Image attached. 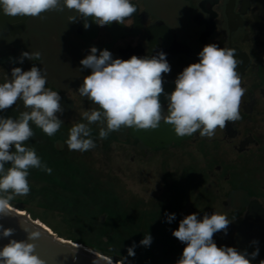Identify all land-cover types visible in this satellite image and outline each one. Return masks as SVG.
<instances>
[{
  "label": "flooded vegetation",
  "instance_id": "flooded-vegetation-1",
  "mask_svg": "<svg viewBox=\"0 0 264 264\" xmlns=\"http://www.w3.org/2000/svg\"><path fill=\"white\" fill-rule=\"evenodd\" d=\"M132 2L137 5V13L133 14V21L127 22L131 26L113 22L100 27L88 18L90 27L85 29L83 19L69 22V16L79 17L67 8L63 12L48 11L35 18L0 13V79L10 78L13 67L27 71L35 64L46 73V87L60 93L66 114L76 104L68 92H73L78 99L88 100L77 90L83 78L91 74V69L83 68L80 61L90 54L93 46L98 49L97 55L107 49L114 59L124 60L132 55L153 56L163 51L171 66V72L164 74L165 93L175 89V79L185 67L199 62L198 53L205 45L215 43L219 47L235 48L236 58L242 61L237 71L242 87L247 89L240 107L242 119L228 122L225 129L217 128L211 139L202 138L199 132L177 137L172 126L163 121L157 129L139 130L138 134L122 127L110 133L114 144L123 145L118 168L127 175L134 166H147L154 175L160 174L163 183L156 197L144 199L133 194L113 173L106 175V182L109 189L116 191L112 196L124 203L128 219H133L130 214L144 206L155 213L156 221H152L159 225L148 223L151 235L169 239L168 243L159 244L157 264H176L181 257L185 245L172 232L185 216L196 213L202 219L205 213L214 212L232 220L227 234H214L217 246L235 247L249 254L258 247L259 254L252 264H260L264 260V0ZM44 19L59 24V32L51 33L49 39L65 50L64 59L72 65L76 80L61 83L57 77L48 75L41 52V60L25 58V62H18L21 53L28 51L34 24ZM24 63L26 68L21 66ZM160 100L166 111L167 99L161 95ZM65 114L62 117H66ZM66 139L61 137L56 143L64 145ZM153 143L164 144L152 146ZM166 213L175 214L171 223L167 222ZM103 216L105 220L107 213L99 216L101 222H104ZM128 219L124 236L130 239L134 223ZM109 252L125 258L117 252ZM120 260L117 257V261ZM126 261L147 264L131 257H126L123 264H129Z\"/></svg>",
  "mask_w": 264,
  "mask_h": 264
},
{
  "label": "clouds",
  "instance_id": "clouds-1",
  "mask_svg": "<svg viewBox=\"0 0 264 264\" xmlns=\"http://www.w3.org/2000/svg\"><path fill=\"white\" fill-rule=\"evenodd\" d=\"M65 8L75 11L79 17L69 16V22L83 19L85 29L90 27L88 18L100 27L113 22L131 26L127 22L133 21V14L137 13V5L132 0H0V13L9 17L35 18L48 11L63 12ZM97 52L93 46L90 54L81 59L80 64L91 69V74L83 78L77 91L99 110L84 111L82 120L86 123L72 124L65 141L69 151L83 153L96 147L92 124L100 125L98 135L101 140L122 127L155 130L161 121L171 125L177 137L199 132L202 138L211 139L217 128L225 129L228 122L242 119L240 107L247 89L242 87L237 71L242 61L236 58L235 48L219 47L215 43L205 45L198 53L199 62L189 64L178 74L171 93H165L163 87L164 74L171 72L163 51L153 56L132 55L127 60L114 59L107 49L100 50L99 55ZM25 58L41 60V53L24 51L18 62L23 63ZM46 84V73L35 64L27 71L13 67L10 78L6 76L0 83V112L12 108L18 100L27 109L19 113L18 118L0 116V218L17 215L11 202L30 193V169L52 172L35 148L27 146L34 136L33 124L49 137L64 124L58 116L65 110L62 97ZM161 95L168 102L166 111ZM165 215L168 223L175 219L174 213ZM26 219L38 227L39 221ZM230 223L232 220L226 215L216 212L205 213L202 219L196 213L185 216L172 232L185 245L176 264H252L259 254L258 247L249 254L235 247H218L214 242V234H227ZM21 227L26 239L17 240L12 238L14 228L0 224V239H8V243L0 248V264H46L34 243L41 232ZM151 242V235L146 233L139 243L147 247ZM252 243L258 244L257 241ZM136 246L133 243L128 247V256H135ZM93 264H97V260ZM260 264H264V260Z\"/></svg>",
  "mask_w": 264,
  "mask_h": 264
},
{
  "label": "rangeland",
  "instance_id": "rangeland-1",
  "mask_svg": "<svg viewBox=\"0 0 264 264\" xmlns=\"http://www.w3.org/2000/svg\"><path fill=\"white\" fill-rule=\"evenodd\" d=\"M50 22L52 21L49 20L48 23L47 19H44V21L42 20L41 23L34 24V29L32 30V35L29 39L28 51L33 52L36 50L41 52L44 56L46 72L50 76L57 77L61 83H63L65 80H76L77 77L71 69L72 65H69L64 59V55L66 53L65 50L61 48L58 43L52 42V40L49 39L51 33L57 34L59 32V24ZM21 66L23 68L27 67L25 63L21 64ZM4 80L5 79H0V83H3ZM67 95L75 99L76 104L72 111L68 113L66 112V114L63 113L62 115L58 114L60 119L63 120L64 118L65 120H63L64 124L62 125L61 129L54 136H52L53 139H55L56 137H68L69 129L73 123H86V121L82 120V113L84 111H90L92 109L99 110L98 107L94 106V104L90 101L78 99V97H76L71 91L68 92ZM26 110L27 109H25L23 106V102L18 100L12 108L0 112V116H11L13 118H18L19 113ZM64 114L66 117H62L64 116ZM90 127L92 129V138L96 143V147L85 152L86 154H92L90 156L87 155L88 159L87 157L85 158V156L84 159L80 157H77L76 159H83L85 162H87L85 164L87 166H90L89 158L94 157V159H92V163L94 166L92 165V167H96L97 171L104 175L102 176L104 181H106L105 179L107 178V174L113 173V176L116 177L119 182L125 183V185L131 192H133V194L135 193L138 196L143 197L144 199H151L152 197H156L159 193L158 188L163 183V179L159 177L160 174L154 175L152 169L148 168L147 166H134V168H131L132 171L130 170L129 174L126 175L122 173V168H118L117 165V163L121 161L119 160V157L123 152L122 143L117 142L114 144L113 140H111L110 137L111 134H109L106 139L101 140L99 139L98 135L100 125L92 124L90 125ZM32 128L35 133L39 131V134H42L40 136L46 135L35 125H33ZM37 137L38 136H36L35 140L38 139ZM52 137H49L48 140L44 141L45 144L43 145V147L46 148L45 154H42L41 151L36 150L39 151V153L37 154L41 156L42 159L43 155L49 159L50 155H52V147H50L52 146L50 142L54 141L53 139H51ZM29 142L34 146V148H36L32 140H30ZM56 146L58 148L61 147L60 145ZM65 149H68L67 145ZM70 153L71 156L73 154H79L80 156L83 154L79 151H70ZM61 155L63 157L60 160L61 164H66V166L71 169L72 165L74 164L73 160H68L63 156V154ZM76 159L75 161H77ZM111 159H114L113 163H111ZM75 169L79 171L76 167ZM44 173L45 174L43 178L45 180L42 182L41 179L39 181L41 185H39L38 187L47 189L45 191L46 194L43 193L44 195H41L39 189L33 190L30 188V193L26 197H17L15 199V201L20 204L21 207H23V210H30L32 212L31 215L33 216V218L38 219L37 221H41L42 223H45V225L48 224L57 232L64 234L66 237H73L76 240L84 242L87 245L105 249L107 251L117 252L123 255L125 258L130 257L127 253L128 248L122 246L121 242H116L119 241L118 239H115L116 241L111 240V233H108L109 231H107L106 226L104 224H100V222L98 223V217L100 215H103L104 212L100 210L98 211L95 206H92L89 199L81 197V201L86 199V202L83 203L79 201L78 196H75V193H78L81 196L91 195L89 176L87 177L83 174H78L79 178L83 177V179H81L83 181L82 184H67L61 180L50 177L51 174H48L46 172ZM68 175L72 178H76V176H71L70 174ZM102 189H104V187ZM68 190H73V194L71 192H67ZM111 198L113 199V205L112 207H110V209L115 214V220H118L117 223L119 224L116 225L118 226L120 225V222H123V220L125 222L127 221L122 217V205H124V203H122V201H120L119 199L114 198V196H112ZM82 205L85 206L83 207ZM24 207L27 209H25ZM153 214L155 213L152 212L151 209H148L146 208V206H144L142 209L140 208L139 211H137L135 214H130V216H133V219H128L132 223H134L132 229L135 232H133V234H135V236L139 239H137V241L134 240L132 238L133 234L131 233V238L129 239V241H131L132 245L133 243L137 245L134 249L135 256L131 258L135 261H141L147 264H157L158 255H156L154 249L151 248L152 244L155 243V241L152 238V242L149 247L141 246L139 242L144 238V235H142L141 232L143 225L141 224V222L138 224L135 223L139 221L153 222ZM107 217L108 214L104 222L102 223L106 222ZM136 226H140L141 228L139 229V227ZM124 230L125 229H123V231ZM118 233L119 236L124 235V232H122L120 228L118 229ZM126 262L129 263L128 261ZM132 264L134 263L132 262Z\"/></svg>",
  "mask_w": 264,
  "mask_h": 264
},
{
  "label": "trees",
  "instance_id": "trees-1",
  "mask_svg": "<svg viewBox=\"0 0 264 264\" xmlns=\"http://www.w3.org/2000/svg\"><path fill=\"white\" fill-rule=\"evenodd\" d=\"M33 125H32V127H33ZM38 134H39V131H37V133H35V131H34V136L30 140H32V142L35 144V146H36L35 150H39V151H41L42 154H45L46 148H44L43 145L45 144L44 141L48 140L49 136H47V135L40 136L42 134H39V135ZM36 136H38L37 137L38 138L37 140H35L36 139ZM60 138L61 137H56L55 139H53V137L51 138L54 141H52L53 143L50 142V144H52V146H50V147H52L51 148L52 149V155H50V159L47 158V157H45L44 155H43V159H42L41 156H39L37 154L41 158L42 162L45 163L49 168L52 169V172H51L50 177H53V178L58 179V180H61L64 183H67V184H74V183L75 184H82L83 181L81 179H83V177H80L79 178L78 177V174L79 175L80 174H83V175H85L87 177L89 176L90 177V180L89 181H90L91 195L90 196L89 195L81 196L78 193H75V196H78L79 201L80 202H83V203L86 202V199H89L91 205L92 206H95L98 211L100 210V211H103L104 213H107L108 214V217H107V220H106L105 223H102L99 220V217H98V223L100 222V224H104L106 226L107 231H109L108 233L109 234L111 233V235H110V239L111 240L116 241L115 239H118L119 241H116V242H121L122 243V246H125L127 248L130 247V246H132V243H130L131 241H129L128 238H125L124 235L119 236V233H118V229L119 228H120V230L122 232L125 231V230L123 231V229H125V228H123V227H125V221L123 220L122 223L120 222V225L116 226L117 224H119V223H117L118 220H115V218H114L115 217V214L110 209V207H112V205H113L111 203V199H112L111 197H112V195L116 191H113V190L109 189V187L107 186L108 183L103 180V177L102 176H104V175L102 173H100L99 171H97L96 167H92V165H93L92 159H94V157H90L89 158L90 159V166L89 165L87 166L85 164L87 162H85L83 160L84 159V156L86 158L87 155L90 156L92 154L91 153L86 154L85 152H83V154L81 156L79 154H75V155L73 154L71 156V153H70L69 149H65L66 148V144L60 145V144H57L56 143V141L59 140ZM29 141L27 142V146L34 148V146L31 145V143ZM40 145H41V147H40ZM56 145H58V146L60 145L62 148L60 147L61 148L60 149ZM39 151H36V153H39ZM61 154H63V156L66 157L68 160H73L74 164L73 165L71 164L72 165V168L71 169L68 166H66V164H61L60 160L63 158ZM77 157L83 158L82 159L83 161L80 158L77 160L76 159ZM75 159L77 161H75ZM87 159H88V157H87ZM8 166L9 165H6V167H8ZM75 167L79 171H77L75 169ZM44 174L45 173L42 170H39V169H30V174H29V177H28V180H29V183H30V188L33 189V190L34 189H39L40 190L39 192H40L41 195L46 194L45 191L47 190V189L38 187L39 185H41V183L39 181L41 179H42V182L45 180L43 178ZM68 174H70L71 176H76V178H72ZM46 185H47V183H46ZM103 187H104V189H102ZM67 192H71L73 194V190L72 191L71 190L70 191L68 190ZM102 192H104V193H102ZM81 197H84L86 199H84L83 201H81L82 200ZM11 203L14 204V205L21 206L15 200L12 201ZM82 206L84 207L85 205H82ZM25 209H27V208H25ZM28 211L32 214V212L30 210H28ZM122 212H123V215H122L123 219L127 220L128 217L126 215V212H125V209H124V206L123 205H122ZM34 215H36V214H34ZM153 219L155 220L156 218L154 217ZM140 222H141V224L143 225V228H144V230L142 228V231H141L142 232V235H145L146 233H148V234L151 235V230L147 227V225H148L149 222H146L145 223L143 221H139V223ZM150 223H152L151 225H153V223H155V222L154 221L153 222L150 221ZM133 225L134 224H132V226ZM158 225L159 224L156 222L155 223V226H158ZM136 227H139V229L141 228L140 226H136ZM133 232H135V231L132 229L131 233L133 234ZM60 234L61 235H64L62 233H60ZM140 236H141V233H140ZM151 237L155 241V243L152 244L151 248L154 249V252L157 255V252H158L157 250H158L159 244L168 243L169 242V239H165V238H163V239L160 238L159 239V238H156L155 235H153V234L151 235ZM69 238H73V237H69ZM132 238L134 240H136V241L138 239L135 236V234L132 235ZM73 239H75V238H73ZM102 250H105V249H102ZM105 251H107V250H105Z\"/></svg>",
  "mask_w": 264,
  "mask_h": 264
},
{
  "label": "water",
  "instance_id": "water-1",
  "mask_svg": "<svg viewBox=\"0 0 264 264\" xmlns=\"http://www.w3.org/2000/svg\"><path fill=\"white\" fill-rule=\"evenodd\" d=\"M131 130L135 132V134H138L139 130ZM161 144L164 143H153L151 145L155 146ZM14 206L17 215L11 214L8 217L0 218V224H3L6 228H14L16 231L12 238L17 240L26 239V233L23 231L21 225L29 230H33L34 228L35 230H39L41 236L38 240L34 241V243L37 246V253L45 260L46 264H93L96 260L97 264H120V261H117V257H120L121 260L123 259L122 256L115 255L109 251H103L100 248L61 235L54 228L48 224L45 225V223L41 221H39L38 227H35L26 219L30 217L32 221H36L31 213L25 212L21 206ZM101 220H104V216L101 217ZM7 243L8 239H0V248ZM105 257H107V261Z\"/></svg>",
  "mask_w": 264,
  "mask_h": 264
},
{
  "label": "bare ground",
  "instance_id": "bare-ground-1",
  "mask_svg": "<svg viewBox=\"0 0 264 264\" xmlns=\"http://www.w3.org/2000/svg\"><path fill=\"white\" fill-rule=\"evenodd\" d=\"M25 212H26V210H24ZM36 221L38 220V219H36V218H34Z\"/></svg>",
  "mask_w": 264,
  "mask_h": 264
}]
</instances>
